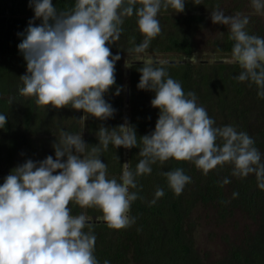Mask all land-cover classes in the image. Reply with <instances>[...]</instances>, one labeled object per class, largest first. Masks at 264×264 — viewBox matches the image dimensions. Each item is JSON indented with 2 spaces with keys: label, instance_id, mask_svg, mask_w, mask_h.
<instances>
[{
  "label": "clouds",
  "instance_id": "obj_1",
  "mask_svg": "<svg viewBox=\"0 0 264 264\" xmlns=\"http://www.w3.org/2000/svg\"><path fill=\"white\" fill-rule=\"evenodd\" d=\"M191 2L201 4V0ZM185 3L75 0L70 11L58 13L53 0H29L34 16L17 46L26 61V73L19 77L21 96L34 97L37 107L61 109L70 105L83 111L81 120L89 116L101 121L112 118L116 110L105 95L116 84L115 65L121 56L113 55L109 46L119 40L125 18L135 14L144 38L129 49L124 67L142 62L137 88L154 93L150 103L159 115L154 131L139 137L142 159L135 170L130 162L124 163L119 182L108 178L107 165L99 154L110 143L116 148L137 147L135 128L127 122L111 129L101 125L99 143L86 156L88 145L82 135L62 132L59 142L52 145L54 157L27 159L13 168L0 184V264H100L94 255L96 236L89 216L86 212L73 215L69 205L98 210L102 215L96 219L109 229L128 228L135 223L128 215L131 204L139 198L130 188H137L136 177L150 174L157 162L189 161L204 175L217 166L231 164L232 176L254 174L258 188L264 190V162L255 141L233 126L215 127L206 109L197 104L194 92L185 93L163 63L156 65L152 58L140 55L161 33V10L182 13ZM251 6L261 14L264 0H251ZM211 21L228 26L229 39L234 41L232 59L241 69L234 78L255 84L257 95L264 98V38L245 31L249 17L241 13L225 16L217 9L211 12ZM132 53L136 55L130 59ZM121 90L118 87L115 95ZM6 123L7 117L0 114V128ZM164 175L176 196L191 182L181 168ZM228 183L225 178L221 186ZM163 195L164 190L157 188L155 197ZM238 195L234 192L233 198ZM85 228L89 230L85 232Z\"/></svg>",
  "mask_w": 264,
  "mask_h": 264
},
{
  "label": "trees",
  "instance_id": "obj_2",
  "mask_svg": "<svg viewBox=\"0 0 264 264\" xmlns=\"http://www.w3.org/2000/svg\"><path fill=\"white\" fill-rule=\"evenodd\" d=\"M223 1L201 0L200 5H194L191 0H186L182 13L171 8L162 9L160 14L166 15L165 25L170 23V28L161 25V33L151 40L149 49L154 53L183 55L184 59L178 63H163L169 76L181 83L185 93L191 91L196 94L197 104L206 109L215 121V127L230 125L238 132H246L255 141L254 146L261 152L264 162V98L257 95L256 85L234 78L241 71L237 63L200 62L196 65L191 61L195 53V27L203 21L205 13L220 9ZM74 3L75 0H53L58 13L70 11ZM33 16L29 0H0V114L7 117L6 125L0 128V184L13 168L27 159L40 161L48 155L54 157L52 145L59 142L62 132L81 134L88 145L83 154L86 156L91 147L99 143L97 132L101 125L111 129L127 122L135 128L137 147L127 149L125 157L126 148H116L110 143L107 150L99 154L107 165L108 178L115 177L119 182L123 164L130 162L135 170L142 159L139 156V147H142L139 137L154 131L159 115V110L150 103L154 93L137 88L140 79L138 69L142 62H133L128 69L130 102L126 106L123 55H128L129 49L144 38L138 30L137 17L134 14L125 18L119 40L109 46L113 55L121 56L115 65L116 84L105 95V100L116 110L115 114L105 121L89 116L83 133L78 116L69 122L67 116H63L62 108L41 110L34 97H24L19 93L23 86L19 77L26 73V61L17 46L22 39L20 34ZM255 22V19H249L245 31L264 38L263 27ZM39 23L37 20L36 24ZM233 44L227 30L212 43V51L232 54ZM13 61H18L19 68L12 66ZM118 87L122 90L115 95ZM41 137L42 143H39ZM151 167L150 174L136 177L137 188H130V192H138L139 198L131 204L128 215L135 218V223L128 228L109 229L103 221L96 219L102 215L98 210L69 205L73 215L86 212L89 216L96 236L94 255L100 264L104 260L110 264H203L190 226L192 215L201 207L211 208L221 217L240 209L258 221L254 235L244 246L232 252L230 264H264V190L258 188L254 174L234 177L231 175L232 165L225 164L204 175L192 162L175 159L157 162ZM177 168L183 169L191 178L179 196L168 187L164 175ZM225 178L230 183L221 186ZM157 188L164 190L160 198L155 197ZM234 192L239 194L236 198H233ZM153 199L155 204L151 203ZM88 230L84 229L85 232Z\"/></svg>",
  "mask_w": 264,
  "mask_h": 264
},
{
  "label": "rangeland",
  "instance_id": "obj_3",
  "mask_svg": "<svg viewBox=\"0 0 264 264\" xmlns=\"http://www.w3.org/2000/svg\"><path fill=\"white\" fill-rule=\"evenodd\" d=\"M222 7L219 9L224 12L225 16L235 15L241 13L247 15L249 19H255L256 24L262 26L264 29V10L261 14H256L251 6V0H224ZM203 21L195 27L193 34V44L195 47L194 57L191 60L198 65L200 62H219L230 64L235 63L232 59V54L228 53H214L212 51V43L219 37V33H224L228 30V26L221 24H213L211 21V12L205 13ZM202 16V17H203ZM165 14H158L160 25H165ZM170 28V23L164 26ZM136 54L132 53L129 58H134ZM140 55L150 57L154 62H179L184 59L183 55L174 53H154L149 48ZM128 59V55H123V60ZM18 61H13L12 66L19 68ZM137 62V61H134ZM129 68L124 67V96L129 86ZM20 70V69H19ZM19 72V71H17ZM127 94V93H126ZM127 101V99H126ZM126 106L128 107L127 103ZM46 107H42L44 110ZM63 116H67V120L71 122L73 118L83 116V111H77L68 107L62 108ZM82 114V115H81ZM83 133H85V120H81ZM68 122V121H67ZM34 136L33 138H35ZM44 140V139H43ZM42 143V137L40 142ZM127 149L125 157H127ZM252 174H249L251 176ZM258 221L252 217L247 216L246 213L240 209L234 211L233 214L221 217L217 215L216 211L211 208H198L191 217L190 226L195 240V248L198 256L201 258L203 264H230L231 254L236 248L244 246L258 229Z\"/></svg>",
  "mask_w": 264,
  "mask_h": 264
},
{
  "label": "water",
  "instance_id": "obj_4",
  "mask_svg": "<svg viewBox=\"0 0 264 264\" xmlns=\"http://www.w3.org/2000/svg\"><path fill=\"white\" fill-rule=\"evenodd\" d=\"M137 62H141V61H137ZM219 62H223V61H219ZM167 63H170V62H167ZM126 93H127V101L126 102H127V105H129V102H130V90H129V87H127Z\"/></svg>",
  "mask_w": 264,
  "mask_h": 264
}]
</instances>
